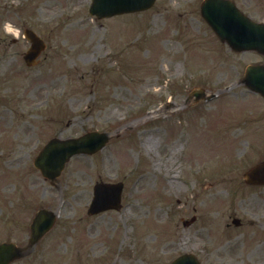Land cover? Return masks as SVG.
Listing matches in <instances>:
<instances>
[{"label": "rangeland", "instance_id": "374dc122", "mask_svg": "<svg viewBox=\"0 0 264 264\" xmlns=\"http://www.w3.org/2000/svg\"><path fill=\"white\" fill-rule=\"evenodd\" d=\"M91 1L0 0V242L26 246L35 210L59 213L13 264H170L186 252L264 264V187L242 184L264 159V99L240 84L263 57L221 43L202 0L103 20ZM236 1L264 21V0ZM8 24L46 40L40 64L26 67L19 45L29 43L12 46ZM200 88L211 100L185 107ZM91 130L111 142L75 157L55 186L33 167L50 138ZM100 179L124 182L123 207L89 216Z\"/></svg>", "mask_w": 264, "mask_h": 264}, {"label": "water", "instance_id": "95a60500", "mask_svg": "<svg viewBox=\"0 0 264 264\" xmlns=\"http://www.w3.org/2000/svg\"><path fill=\"white\" fill-rule=\"evenodd\" d=\"M154 2L155 0H93L91 13L103 18L118 13L148 9ZM202 14L218 36L223 41H227L235 50H256L264 55V24L255 23L241 15L226 0H207L203 4ZM28 36L34 40V46L41 44L40 42L36 43L34 35ZM245 82L251 89L264 96V65L250 66ZM107 141L106 134L96 132L75 140H52L45 147L36 163L46 177L54 179L73 155L97 151ZM246 179L248 182H264V163L247 172ZM95 190L97 196L91 206V213L119 207L121 185L97 184ZM109 204L110 206H108ZM47 214L50 215L47 212H41L35 221L32 242L49 229L51 224L48 220L45 226L37 230L38 220L42 215ZM19 255V249L14 244L0 245V264H9ZM172 264H199V262L194 255L186 254L176 259Z\"/></svg>", "mask_w": 264, "mask_h": 264}, {"label": "bare ground", "instance_id": "6f19581e", "mask_svg": "<svg viewBox=\"0 0 264 264\" xmlns=\"http://www.w3.org/2000/svg\"><path fill=\"white\" fill-rule=\"evenodd\" d=\"M151 144H149V147H150Z\"/></svg>", "mask_w": 264, "mask_h": 264}]
</instances>
